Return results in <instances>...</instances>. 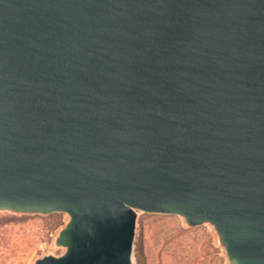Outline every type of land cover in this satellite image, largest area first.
Returning a JSON list of instances; mask_svg holds the SVG:
<instances>
[{"label":"water","instance_id":"1","mask_svg":"<svg viewBox=\"0 0 264 264\" xmlns=\"http://www.w3.org/2000/svg\"><path fill=\"white\" fill-rule=\"evenodd\" d=\"M0 212L67 215L32 264H136L139 212L264 264V0H0Z\"/></svg>","mask_w":264,"mask_h":264},{"label":"trees","instance_id":"2","mask_svg":"<svg viewBox=\"0 0 264 264\" xmlns=\"http://www.w3.org/2000/svg\"><path fill=\"white\" fill-rule=\"evenodd\" d=\"M29 219L30 216L0 213V259L5 256L8 259L17 254L12 238L22 233V224ZM63 223V215L59 213L43 218V241L49 242L52 234ZM137 231L138 264H148L147 243L150 244L154 239L160 246L155 256L156 264H204L199 260L200 257H206L210 264H222L224 261L222 250L215 245V237L205 226L185 228L176 221L173 225L164 223L157 232L149 231L145 225H141Z\"/></svg>","mask_w":264,"mask_h":264},{"label":"rangeland","instance_id":"3","mask_svg":"<svg viewBox=\"0 0 264 264\" xmlns=\"http://www.w3.org/2000/svg\"><path fill=\"white\" fill-rule=\"evenodd\" d=\"M0 213H7V212H0ZM59 214L63 215V220H64L63 225H64L65 222L67 221V215L63 213H59ZM18 216H30V219L22 224L24 228L22 233H20L19 235H15L14 238H12L15 245L14 249L17 250V254L14 257H10L8 259H6V256L1 258L0 264H5L8 262H15V263L20 262L21 264H32L37 258L42 257L46 254L52 253L58 255L64 252V249L58 248L54 244V240L57 235V232L63 225L59 227L52 234V237L49 240V242H44L43 238H44L45 229L43 225V218L47 216H43V215H18ZM173 221L174 222L177 221L183 227H185L183 219L177 215L149 214V213L139 212L137 230L139 227H141V225H145L147 228H149V231L157 232L164 223L173 225L174 223ZM202 226H205L215 237L213 229L209 224ZM136 237L138 238V231ZM215 245L218 248H220L216 242V238H215ZM136 249H138V245L135 242L134 259H135V263L138 264V257H137L138 255L136 253ZM159 249L160 246L155 239L151 241L150 244L147 243V250H148L147 254L149 259L148 264H156L155 256ZM220 249L222 250V248ZM222 253H223L222 256L224 258L222 264H228L227 257L225 256L223 250ZM199 260L204 262V264H210L209 261H207L206 257L204 258L200 257Z\"/></svg>","mask_w":264,"mask_h":264},{"label":"bare ground","instance_id":"4","mask_svg":"<svg viewBox=\"0 0 264 264\" xmlns=\"http://www.w3.org/2000/svg\"><path fill=\"white\" fill-rule=\"evenodd\" d=\"M135 240H137V237H135Z\"/></svg>","mask_w":264,"mask_h":264},{"label":"built area","instance_id":"5","mask_svg":"<svg viewBox=\"0 0 264 264\" xmlns=\"http://www.w3.org/2000/svg\"><path fill=\"white\" fill-rule=\"evenodd\" d=\"M136 237V236H135Z\"/></svg>","mask_w":264,"mask_h":264}]
</instances>
